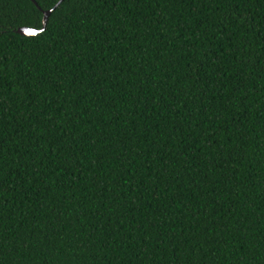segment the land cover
Here are the masks:
<instances>
[{"label":"trees","instance_id":"16d2710c","mask_svg":"<svg viewBox=\"0 0 264 264\" xmlns=\"http://www.w3.org/2000/svg\"><path fill=\"white\" fill-rule=\"evenodd\" d=\"M35 1L0 0V264H264V0Z\"/></svg>","mask_w":264,"mask_h":264},{"label":"water","instance_id":"95a60500","mask_svg":"<svg viewBox=\"0 0 264 264\" xmlns=\"http://www.w3.org/2000/svg\"><path fill=\"white\" fill-rule=\"evenodd\" d=\"M37 7L38 4L35 0H31ZM63 0L59 1V3L53 8L51 9L50 11H46V12H43V21H42V24H43V29L42 31L45 30L46 28V25H47V22H48V19L49 17L51 16V14L58 8V6L61 4ZM41 31H37V30H33V29H28V28H20L17 33L22 35V36H25V37H33V36H36L38 33H40Z\"/></svg>","mask_w":264,"mask_h":264}]
</instances>
